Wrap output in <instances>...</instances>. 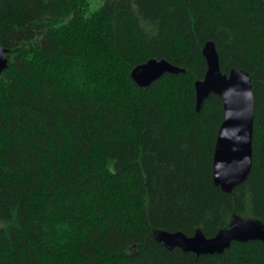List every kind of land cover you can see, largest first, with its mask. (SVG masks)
I'll use <instances>...</instances> for the list:
<instances>
[{
    "label": "trees",
    "instance_id": "1",
    "mask_svg": "<svg viewBox=\"0 0 264 264\" xmlns=\"http://www.w3.org/2000/svg\"><path fill=\"white\" fill-rule=\"evenodd\" d=\"M208 41L254 93L231 194L212 177L222 100L195 110ZM0 48V264H264L259 241L197 256L156 239L264 226V0H0ZM154 59L184 72L139 88Z\"/></svg>",
    "mask_w": 264,
    "mask_h": 264
},
{
    "label": "water",
    "instance_id": "2",
    "mask_svg": "<svg viewBox=\"0 0 264 264\" xmlns=\"http://www.w3.org/2000/svg\"><path fill=\"white\" fill-rule=\"evenodd\" d=\"M206 72L194 84L195 110L199 112L211 95L223 103L224 118L214 146L213 183L222 192L231 194L248 178L252 166V133L254 121V93L250 76L244 71L232 70L224 74L220 68L215 44L208 41L202 49ZM6 51L0 48V74L7 69ZM184 71L162 59L149 60L135 67L131 79L139 88H147L165 74L178 75ZM158 243L167 250L179 249L200 255L222 254L232 243L259 241L264 246V226L252 220L235 218L230 227L213 238L201 233L188 237L181 232L156 234Z\"/></svg>",
    "mask_w": 264,
    "mask_h": 264
}]
</instances>
